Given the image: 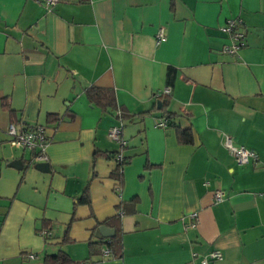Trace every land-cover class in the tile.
<instances>
[{
    "label": "crops",
    "instance_id": "0c3cea01",
    "mask_svg": "<svg viewBox=\"0 0 264 264\" xmlns=\"http://www.w3.org/2000/svg\"><path fill=\"white\" fill-rule=\"evenodd\" d=\"M229 17L245 27L233 54ZM167 111L192 142L155 125ZM10 123L45 126L49 171L9 142ZM224 135L256 158L237 163ZM114 151L128 159L119 191ZM100 224L120 228L118 253L106 239L90 253ZM215 249L212 264H264V0H0V264L59 250L71 264H201Z\"/></svg>",
    "mask_w": 264,
    "mask_h": 264
},
{
    "label": "built area",
    "instance_id": "2783aa9c",
    "mask_svg": "<svg viewBox=\"0 0 264 264\" xmlns=\"http://www.w3.org/2000/svg\"><path fill=\"white\" fill-rule=\"evenodd\" d=\"M47 10L53 9V7L59 2V0H38ZM221 29L229 34L230 42L222 46V51L227 53H236L240 47L244 44L245 37V27L242 19L240 17H229L221 25ZM157 40L162 41L165 39V34L162 28L157 31ZM166 91H169V87H165ZM117 114L120 115L121 111L117 110ZM157 126H166L167 118L161 117L155 121ZM8 132L11 134L9 142L12 145L19 146L21 148H29L34 151L33 159L36 160H48V155L45 151L48 138L46 136L45 126L41 123L26 124L21 129H17L13 123L8 126ZM109 135L120 142L121 145L125 144V140L121 137L122 124H114L109 128ZM223 142L228 146L233 152L237 163L244 164L249 159L256 158V153L254 150L244 147L243 145H233L231 138L228 135H224ZM122 153H118V158H121ZM223 191L220 189L214 190L215 200L222 199ZM191 219L194 221L190 222L191 225L195 224L196 213L191 214ZM102 253L107 255L110 253L109 247H104ZM221 251L215 249L212 250L208 256H203L200 260L201 264H212L211 259L221 258ZM80 264H93L92 260H83Z\"/></svg>",
    "mask_w": 264,
    "mask_h": 264
},
{
    "label": "trees",
    "instance_id": "16d2710c",
    "mask_svg": "<svg viewBox=\"0 0 264 264\" xmlns=\"http://www.w3.org/2000/svg\"><path fill=\"white\" fill-rule=\"evenodd\" d=\"M167 81L169 83L172 82V79L174 78L175 75V68L173 67H168L167 69ZM102 90H106L107 92H109V95L112 99V90L109 89H104L102 87L96 86V85H90L89 87L86 88V92H87V96L89 97V99L91 100H95V95L98 94V92L102 91ZM110 99V101H111ZM164 105L162 104L160 108H162ZM144 113V112H143ZM124 114L121 113V118L124 117ZM174 116V114L169 113V111L166 112V115L163 117L167 118V124H171L174 125L178 131V136H179V140L183 141V142H192L193 141V137H192V131L190 128H182L180 127L173 119L172 117ZM125 144L122 145V147L124 148ZM120 151H114L111 153L106 152V156L109 158H112L115 160L116 163V167L113 170L114 176L117 177L119 179V183H117L115 189L117 191H119L121 189V182H122V167L124 165V163L127 162V157L126 156H121V158H118V153ZM118 220L119 219V214H115L113 216H111L108 219H105L106 222H110V220ZM116 234H114L113 236L109 237V238H102L98 237L95 240L90 241L89 246H90V253H96L94 247L95 245L99 244L100 242H102L103 240L108 242L109 248L110 250H112L115 254L118 253V249H120V228H116ZM108 239V240H107ZM84 260H88V259H84ZM83 261V260H82ZM71 258L69 257V255L67 254V252L63 251V250H59L56 253H51V254H46V256L44 257V263L45 264H71ZM93 264L94 261H92ZM80 264V262L78 263Z\"/></svg>",
    "mask_w": 264,
    "mask_h": 264
},
{
    "label": "water",
    "instance_id": "95a60500",
    "mask_svg": "<svg viewBox=\"0 0 264 264\" xmlns=\"http://www.w3.org/2000/svg\"><path fill=\"white\" fill-rule=\"evenodd\" d=\"M159 106V103H158ZM11 166L14 167H21L22 166V160L21 158H13L9 161L8 163ZM36 167L40 170L43 171H49V162L48 161H40L36 163ZM115 233V230L112 227L107 226L106 224H100L97 227V230L95 231V235L97 237H102V236H113Z\"/></svg>",
    "mask_w": 264,
    "mask_h": 264
},
{
    "label": "rangeland",
    "instance_id": "374dc122",
    "mask_svg": "<svg viewBox=\"0 0 264 264\" xmlns=\"http://www.w3.org/2000/svg\"><path fill=\"white\" fill-rule=\"evenodd\" d=\"M126 120V119H125Z\"/></svg>",
    "mask_w": 264,
    "mask_h": 264
}]
</instances>
